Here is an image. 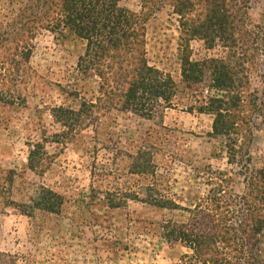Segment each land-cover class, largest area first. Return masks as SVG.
Wrapping results in <instances>:
<instances>
[{"label":"rangeland","instance_id":"1","mask_svg":"<svg viewBox=\"0 0 264 264\" xmlns=\"http://www.w3.org/2000/svg\"><path fill=\"white\" fill-rule=\"evenodd\" d=\"M141 1L119 6L137 14ZM23 2L0 0V264H189L190 252L165 242L160 228L186 222V210L218 193L243 241L241 257L264 264V0H227L231 51L219 43L207 49L198 38L188 42L193 61L230 52L231 65L241 68L244 96L255 110L235 146L212 135L211 116L187 110L194 102L181 86L185 36L168 5L147 17L144 50L147 65L176 86L171 106L152 119L111 110L70 139L52 142L63 129L51 110L93 102L98 80L76 71L84 42L68 33L41 30L29 54L15 50L11 22ZM35 143L47 157L29 170ZM137 153L150 157L152 175L132 173ZM41 187L63 198L60 212L21 213L15 205H30ZM162 198L177 208L147 202Z\"/></svg>","mask_w":264,"mask_h":264},{"label":"trees","instance_id":"2","mask_svg":"<svg viewBox=\"0 0 264 264\" xmlns=\"http://www.w3.org/2000/svg\"><path fill=\"white\" fill-rule=\"evenodd\" d=\"M227 0H142L140 13H131L119 6V0H24L11 22V42L15 50L29 54L32 40L38 31L68 33L84 42V52L78 57L76 71L97 78L94 101H82L77 110L57 107L51 117L63 129L54 135L55 143L70 139L73 134L94 123L111 110L130 112L152 119L162 109L169 108L176 95V86L166 75L147 65L144 50V24L147 17L163 5L172 8L179 18L185 36L180 58L182 88L191 93L193 105L187 110L212 117V135L232 141L247 133L249 119L255 107L244 96L241 68L229 57L193 61L189 57L188 42L198 38L207 49L216 43L224 49L234 47L227 9ZM3 41H7L4 38ZM6 62L3 61L2 64ZM239 71V72H238ZM211 92L209 95L204 93ZM250 108V109H249ZM233 149L230 148V151ZM47 153L42 143L30 146L27 168L42 167ZM154 166L144 153L132 158L131 171L137 175H152ZM150 192V191H149ZM218 198L199 201L184 223L165 222L160 228L162 239L179 244L190 255L189 264H249L243 241L231 224L230 206ZM153 207L176 209L173 201L162 198L147 201ZM63 198L41 187L30 205L21 213L33 210L58 214ZM116 206V204H111Z\"/></svg>","mask_w":264,"mask_h":264}]
</instances>
